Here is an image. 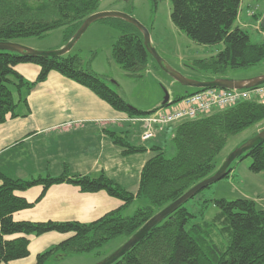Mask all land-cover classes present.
Here are the masks:
<instances>
[{
	"label": "trees",
	"instance_id": "16d2710c",
	"mask_svg": "<svg viewBox=\"0 0 264 264\" xmlns=\"http://www.w3.org/2000/svg\"><path fill=\"white\" fill-rule=\"evenodd\" d=\"M102 1L0 0V41L17 42L20 38L43 37L53 29L67 27L71 28V33L65 38L67 42L89 15L99 11ZM169 1L171 22L188 38L201 45L223 44L216 54L195 62L200 69L217 76L227 69H246L264 61V42H251L249 33L235 25L241 0ZM110 20H113L111 26L121 31L112 45L114 61L125 72L138 73L146 67L150 57L144 47L142 33L124 20ZM260 28L264 32V28ZM21 63L40 67L34 81H26L15 70V66ZM51 71L89 88L114 110L129 117L146 115L156 109L144 111L130 105L98 74L84 69L78 54L68 52L45 57L0 50V124L7 115L16 116L22 90L29 92L37 83L44 81ZM181 98H175L173 102ZM262 121L264 103L246 100L176 124L172 134L175 155L167 158L163 146H152L151 156L142 168L136 194L104 175L91 178L65 172L54 178L23 180L9 178L0 172V263L10 264L13 260L28 256L29 235L38 236L47 232L71 234L54 247L39 253L35 264H45L52 257L59 259L89 253L121 235L129 238L157 211L216 171L215 158L224 148L228 137ZM111 136L123 149V154L145 150L144 147L130 145L114 134ZM244 156L251 158L249 168L252 172L263 171L264 140L239 158ZM230 171L231 168L226 176ZM63 182L74 184L83 192L105 191L121 200L123 205L89 223L13 219L14 212L32 206L16 192L42 185L41 197L49 186ZM142 198L149 205L137 208L131 216H124L123 209L135 199ZM184 204L152 227L113 264H264V209L257 208L253 200H215L219 212L210 223H191L194 216ZM217 223L222 225L228 240L223 248L211 240L210 225Z\"/></svg>",
	"mask_w": 264,
	"mask_h": 264
},
{
	"label": "crops",
	"instance_id": "0c3cea01",
	"mask_svg": "<svg viewBox=\"0 0 264 264\" xmlns=\"http://www.w3.org/2000/svg\"><path fill=\"white\" fill-rule=\"evenodd\" d=\"M251 9H256L255 14L250 12ZM263 17L264 0H241L235 25L242 29L252 27L264 37L260 28ZM204 48H209L211 55H214L223 45H216L214 52L213 47ZM15 70L26 81L32 82L40 67L21 63L15 66ZM93 70L98 74L96 69ZM215 77L219 76H206L202 81ZM20 97L22 100L17 105L16 116L7 115L0 124V172L13 179L54 178L65 172L91 178L104 175L136 194L142 168L151 156V147L165 140L167 134L164 130L175 127H167L154 139L142 141L139 122L114 110L89 88L56 71H51L44 81L37 83L29 92L23 89ZM169 101H174V98L168 96ZM111 134L145 150L123 154V149L114 142ZM42 190V185H35L16 192L32 206L14 212L12 217L15 221L89 223L123 205L121 200L105 191L83 192L78 186L67 182L52 184L40 197ZM129 207L123 209V214ZM69 236L70 233L58 232L29 235L28 256L13 260L10 264H35L39 253ZM62 260L52 257L45 264H60Z\"/></svg>",
	"mask_w": 264,
	"mask_h": 264
},
{
	"label": "rangeland",
	"instance_id": "374dc122",
	"mask_svg": "<svg viewBox=\"0 0 264 264\" xmlns=\"http://www.w3.org/2000/svg\"><path fill=\"white\" fill-rule=\"evenodd\" d=\"M98 10L124 12L136 18L148 29L151 44L160 59L186 78L201 81L206 76L215 75L196 65V61L209 58L212 53L209 48H204L207 45L192 41L173 25L170 20L171 4L169 0H104ZM255 11L256 9H251L250 12L255 14ZM110 19L93 22L70 50V54L79 55L84 69L91 71L96 69L95 72H98L113 91L130 105L143 110L162 106L166 95L175 99L187 92L195 91L194 87L175 81L158 66L152 57H149L146 67L138 73L125 72L113 59L112 45L121 35V31L119 28L111 26L110 23L113 20ZM245 30L249 33L251 42H264L263 35L257 33L252 27ZM70 33L71 28L60 27L51 30L43 37L20 38L17 43L38 51H51L63 47L66 44L65 38ZM220 45L223 44H217V46ZM215 46L208 47H213L212 52H214ZM263 72L264 61L246 69H227L225 73L217 76H222L225 79H244L255 77ZM175 105L176 103L169 106L174 107ZM165 128L160 129L156 136ZM263 128L264 121L228 137L224 148L215 158V170L220 168L234 149ZM174 129L175 127H170V129L164 130L167 134L165 140L157 144L163 146L167 158L174 156L176 152L172 141ZM251 161L248 156L235 159L229 167L231 171L227 176L210 184L184 204L194 216L190 220L191 223L204 221L210 223L219 212L214 204V201L218 199L247 198L253 200L257 208L264 209V170L258 173L252 172L249 168ZM147 205L149 202L146 199H136L130 204L129 210L124 212V216H131L137 208ZM210 226L211 240L223 248L228 240L223 233L222 225L217 223ZM127 240L126 235L118 236L89 253L63 258L64 260L60 264H95L116 251Z\"/></svg>",
	"mask_w": 264,
	"mask_h": 264
},
{
	"label": "water",
	"instance_id": "95a60500",
	"mask_svg": "<svg viewBox=\"0 0 264 264\" xmlns=\"http://www.w3.org/2000/svg\"><path fill=\"white\" fill-rule=\"evenodd\" d=\"M106 18H116L124 20L133 26H135L143 35L144 47L149 54L158 64V66L172 77L175 81L186 85L194 87L195 89H204V88H220V89H249L261 84H264V73L257 75L252 78L247 79H225L223 77H215L205 81L191 80L171 68L166 62H164L158 56L155 48L151 44L149 31L144 25H142L136 18L126 14L124 12L118 11H97L89 15L73 34V36L66 42V44L56 50L51 51H38L32 48L23 46L17 42L12 41H0V50L16 52L19 54H30L35 56H45V57H54L64 55L72 49L81 35L86 31V29L95 21L106 19ZM261 27L264 28V17L261 21ZM168 101V96L166 95L163 103ZM264 140V128L260 130L252 138L244 142L238 148L234 149L223 164L209 177L199 181L192 187H190L186 192H184L179 198L169 203L158 212H156L150 219H148L135 233H133L128 240L119 247L116 251L111 253L109 256L95 264H113L119 257H121L129 248L134 244L140 241L148 231L166 218L169 214L175 211L182 204L187 202L189 199L193 198L199 191L206 188L210 184L224 178L226 173L231 165V163L239 158L241 155L248 152L256 144Z\"/></svg>",
	"mask_w": 264,
	"mask_h": 264
},
{
	"label": "built area",
	"instance_id": "2783aa9c",
	"mask_svg": "<svg viewBox=\"0 0 264 264\" xmlns=\"http://www.w3.org/2000/svg\"><path fill=\"white\" fill-rule=\"evenodd\" d=\"M246 100L264 103V84L249 89H200L166 105L176 103L174 107L160 106L146 115L134 116L131 119L141 125V140L148 141L153 139L160 129L232 107Z\"/></svg>",
	"mask_w": 264,
	"mask_h": 264
}]
</instances>
